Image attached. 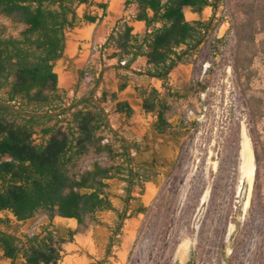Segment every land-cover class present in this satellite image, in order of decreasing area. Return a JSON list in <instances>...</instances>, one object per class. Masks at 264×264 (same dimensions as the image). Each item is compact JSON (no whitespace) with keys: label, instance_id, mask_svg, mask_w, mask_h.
<instances>
[{"label":"trees","instance_id":"16d2710c","mask_svg":"<svg viewBox=\"0 0 264 264\" xmlns=\"http://www.w3.org/2000/svg\"><path fill=\"white\" fill-rule=\"evenodd\" d=\"M123 5L125 9L135 6L136 13L130 20L119 19L100 45L101 65L104 56L116 62L94 78L97 88L103 85V72L112 69L118 91L103 88L100 98L85 96L67 103L54 72L55 64L65 57L66 33L101 22L107 4L0 0V16L23 27L14 36L0 24V100L33 115L0 105V214H6L0 216V264H57L63 256L60 246L71 242L76 231L56 227L54 218L75 219L84 225L107 211L117 218L107 249V256L112 255L124 221L146 212L142 206L131 209V202L133 194L142 193L151 181L149 168L171 171L174 167V161L154 152L151 164L139 165L131 151L148 152L158 139L180 148L190 134L189 124H174L167 113L196 88L184 83L174 89L169 75L178 65L194 61L220 24L216 16L220 7L229 16L235 36L236 75L250 81L255 58L264 69V0H124ZM187 6L197 14L211 8L212 14L207 20H187ZM130 22H143L144 33H134ZM221 45L222 39H216L215 48ZM109 49L114 50L111 55ZM140 58H145L146 67L136 69L133 66ZM89 75L88 69L80 70L75 88ZM132 75L156 79L162 88L139 89L143 110L154 116L143 144L112 130L103 106L109 97L114 102L112 112L121 116V126L129 125L134 110L127 101L117 100V94L130 85ZM196 86L205 89L201 83ZM93 94L94 90L89 96ZM105 132L112 135V143L104 142ZM92 154L106 156L111 164L103 166L94 159L83 165ZM113 179L125 183L122 210L114 206L107 191V182ZM41 215L47 223L39 233H19L23 223Z\"/></svg>","mask_w":264,"mask_h":264},{"label":"rangeland","instance_id":"374dc122","mask_svg":"<svg viewBox=\"0 0 264 264\" xmlns=\"http://www.w3.org/2000/svg\"><path fill=\"white\" fill-rule=\"evenodd\" d=\"M96 1L107 4L105 17L97 24L68 31L65 57L54 66L58 88L67 103L85 96L100 98L103 88L118 91L112 69L103 72V85L94 87L97 74L116 62L104 56L102 66L99 47L116 21L120 18L130 20L136 7L125 9L124 0ZM78 12L81 13V9ZM211 14V8L201 14L184 10L187 20H207ZM216 16L220 24L194 61L178 65L169 75V85L174 89H180L184 83L196 88L187 98L173 104L167 114L170 122L189 124L190 134L180 148L161 141L154 145L153 150L162 157L174 160V167L171 171H160L153 176V181L145 184L142 193L133 194L135 200L131 202V209L144 206L146 212L124 221L119 243L108 258L109 264H187L191 260L193 264H264V69L260 59L255 58L250 81L236 75L231 20L223 7ZM0 24L6 27L7 34L14 36L23 28L1 16ZM130 25L134 33L144 32L142 24L130 22ZM216 39H222L218 49L215 48ZM113 51L109 49L107 54ZM133 67H146L145 59H139ZM83 69H88L90 75L76 89L79 71ZM197 83L205 85V89H199ZM141 88L162 91L156 79L131 76L130 85L117 94V100L129 102L134 109L128 126H121V116L112 112L114 102L109 97L103 106L109 113L112 130H119L129 141L143 144L152 115L142 108ZM92 90L94 94L89 96ZM241 129L249 140L255 163L244 213L241 211L245 199L242 190L246 185L239 171ZM102 136L104 142L112 143L110 133ZM132 153L138 163L150 161V151ZM94 159L103 166L111 164L106 156L92 154L83 165ZM107 184L114 206L122 209L125 183L113 179ZM205 191L207 200L201 203L200 197ZM5 215L0 214L1 217ZM7 216L15 221L11 214ZM116 219L115 213L107 211L98 213L96 221L78 225L75 219L56 216L53 221L56 227L77 230L73 242L63 245L65 253L59 264H96L95 261L102 260L109 228L114 226ZM46 223L45 215L36 216L23 223L19 233H39ZM230 223L235 228L230 239L225 241ZM183 241L191 243L185 259L174 254Z\"/></svg>","mask_w":264,"mask_h":264},{"label":"bare ground","instance_id":"6f19581e","mask_svg":"<svg viewBox=\"0 0 264 264\" xmlns=\"http://www.w3.org/2000/svg\"><path fill=\"white\" fill-rule=\"evenodd\" d=\"M254 156L249 143L247 136L244 133V130H240V152H239V171H240V179L245 183V199L242 201L241 211L244 213L248 206L251 186L253 182V174H254ZM207 200V192L205 191L200 197V202L204 203ZM197 228V227H196ZM235 226L233 224H229L227 226V231L225 235V241H228L234 231ZM191 243L188 241H183L179 243L176 251H174L175 256L185 259L188 255L189 248Z\"/></svg>","mask_w":264,"mask_h":264},{"label":"flooded vegetation","instance_id":"af4514ba","mask_svg":"<svg viewBox=\"0 0 264 264\" xmlns=\"http://www.w3.org/2000/svg\"><path fill=\"white\" fill-rule=\"evenodd\" d=\"M124 3V2H123ZM124 6V5H123ZM121 19V18H120ZM127 20V19H126ZM118 21V20H117ZM116 21V22H117ZM115 25V24H114ZM112 29V28H111ZM108 35V34H107ZM106 38V37H105ZM168 114V113H167ZM152 115V114H151ZM167 119H168V117H167ZM153 120H154V116L152 115V120H151V122L149 123V128H150V124L153 122ZM169 121V120H168ZM180 122V121H179ZM179 122H177V123H179ZM173 123V122H172ZM177 123H174V124H177ZM149 128H148V131H149ZM148 131L146 132V134L148 133ZM145 134V135H146ZM144 135V136H145ZM158 141H161V143H164L163 141H162V139H158ZM158 141L154 144V145H156L157 143H158ZM166 144V143H165ZM154 145L152 146V150H150V161H148V162H143V163H138L137 161H136V158H135V156L133 155V153L132 152H135V153H138V152H136V151H131V155L135 158V161H136V163L137 164H139V165H144V164H151V162H152V154H153V152L154 153H156V154H158L161 158H164V159H167V160H169V161H174V160H172V159H170V158H167V157H162L156 150H153V147H154ZM169 145V144H168ZM149 152V151H148ZM149 167V166H148ZM164 170H167L166 168H152V169H150L149 168V172H150V174H151V181H153V176H157V175H159L160 174V171H164ZM149 182V181H148ZM140 207V206H139ZM139 207H137V208H139ZM142 207H144V206H142ZM137 208H135V209H137ZM123 209V208H122ZM122 209H120V210H122ZM116 215V214H115ZM77 222V221H76ZM78 223V222H77ZM78 225H80L79 223H78ZM115 225V224H114ZM114 227V226H113ZM113 227H110L109 228V236H108V239H107V244H106V247H105V251H104V257L102 258V260H97V261H95L96 262V264H109V261H108V258L110 257V256H107V249H108V244H109V241H110V237H111V231H112V228ZM63 228H68V227H63ZM68 229H71V230H75V229H72V228H68ZM76 232H77V230H75ZM76 232H75V234H76ZM75 234H74V236H75ZM121 234H122V231H121ZM74 236H73V240H74ZM121 236V235H120ZM119 236V237H120ZM73 240L71 241V242H73ZM71 242H66V243H71ZM66 243H64V244H66ZM64 244H62L61 246H60V248H61V251H62V259H63V257H64V253H65V250L63 249V245ZM62 259L59 261V262H57V264H59L61 261H62Z\"/></svg>","mask_w":264,"mask_h":264},{"label":"water","instance_id":"95a60500","mask_svg":"<svg viewBox=\"0 0 264 264\" xmlns=\"http://www.w3.org/2000/svg\"><path fill=\"white\" fill-rule=\"evenodd\" d=\"M184 10H191V9H190V7L187 6V7H184ZM89 99H94V97H93V96H90ZM75 104H77V102H75L74 105H75ZM0 105H3V106H5V107H7V108H10V109H12L13 111H15V112H17V113H20V114L33 116V115H30V114H26V113H24V112H22V111H19V110H17L16 108H13L10 104H8L7 102H4V101H2V100H0ZM52 115H56V114H52ZM254 164H255V163H254ZM241 183H242V182H241ZM245 190H246V186H245V187L243 188V190H242V198H244ZM65 219H67V218H65Z\"/></svg>","mask_w":264,"mask_h":264},{"label":"crops","instance_id":"0c3cea01","mask_svg":"<svg viewBox=\"0 0 264 264\" xmlns=\"http://www.w3.org/2000/svg\"><path fill=\"white\" fill-rule=\"evenodd\" d=\"M137 23H140V24H142L143 26H144V31H145V25H144V23L143 22H137ZM134 28V27H133ZM133 32H134V30H133ZM144 33V32H143ZM143 33H141V34H143ZM138 34H140V33H138ZM141 59V58H140ZM143 59H145V58H143ZM139 60V59H138ZM137 60V61H138ZM146 62V61H145ZM113 73H114V71H113ZM114 78H115V76H114ZM116 81V80H115ZM158 81V80H157ZM160 82V81H159ZM161 83V82H160ZM119 101H125V100H119ZM129 103V102H128ZM130 105V104H129ZM131 106V105H130ZM132 107V106H131ZM143 108V107H142ZM134 110V109H133ZM147 113V112H146ZM120 115V114H119ZM144 137V136H143Z\"/></svg>","mask_w":264,"mask_h":264}]
</instances>
